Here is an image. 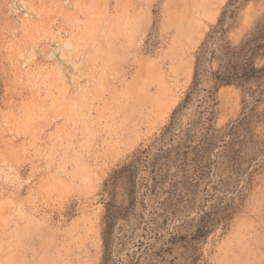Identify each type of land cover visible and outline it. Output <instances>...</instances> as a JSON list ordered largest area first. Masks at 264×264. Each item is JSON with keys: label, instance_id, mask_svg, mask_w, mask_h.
<instances>
[{"label": "rangeland", "instance_id": "rangeland-1", "mask_svg": "<svg viewBox=\"0 0 264 264\" xmlns=\"http://www.w3.org/2000/svg\"><path fill=\"white\" fill-rule=\"evenodd\" d=\"M210 33L229 48L264 33V0H0V264H264V154L226 229L203 240L173 241L198 216L165 220L152 191L174 171L165 151L197 97L162 134ZM263 81L217 91L215 135L264 114ZM243 129L264 150V118ZM131 162L129 187L113 172ZM129 190L105 261V204L124 210Z\"/></svg>", "mask_w": 264, "mask_h": 264}, {"label": "trees", "instance_id": "trees-1", "mask_svg": "<svg viewBox=\"0 0 264 264\" xmlns=\"http://www.w3.org/2000/svg\"><path fill=\"white\" fill-rule=\"evenodd\" d=\"M233 13L231 14V16ZM224 33H210L196 51L194 72L191 84L181 103L172 111L169 124L164 128L162 137L169 133L179 115L188 109L193 97H197L194 110L187 126L176 134V146L167 149L170 154L177 151L174 171L169 175L154 179L152 191L159 188L162 191L160 214L166 220L169 215H176L181 210H194L198 216L190 222H183L178 229L187 234L174 237V240H184L188 243L199 241L214 230H225L238 209L246 191L252 182V177L263 168L259 157L264 154L260 143L252 139L250 132L243 129L237 135L235 128L246 125L252 118H264V114L255 117L252 112L241 118L237 124L226 128L221 135H215L212 128L216 93L224 86H243L251 81L264 80V65L256 67V59H264V33H252L238 47L229 48L223 42ZM218 62L217 68L211 71L212 62ZM264 82V81H263ZM264 94V90L260 92ZM244 113V112H243ZM242 113V114H243ZM241 114V115H242ZM248 128V127H247ZM161 138H157L158 141ZM221 141V150L214 153L212 146ZM138 160V159H137ZM135 160V161H137ZM133 163L123 165L114 175L126 176L130 184L133 182ZM111 176V177H113ZM210 176L215 177L217 190L221 187L224 197L218 198L208 205ZM169 177V178H168ZM132 186V185H131ZM203 195H207L203 197ZM129 204L124 210L113 211V204H105V261L109 255L110 236L116 221L125 218L132 205L133 198L129 190ZM228 198L225 201V198ZM123 211L124 214H123ZM154 214L151 222L155 221ZM190 231V233H188ZM190 237V238H188ZM193 257L191 264H196Z\"/></svg>", "mask_w": 264, "mask_h": 264}]
</instances>
